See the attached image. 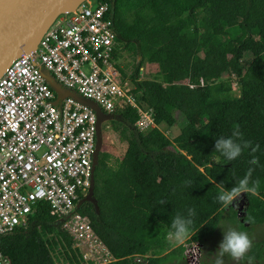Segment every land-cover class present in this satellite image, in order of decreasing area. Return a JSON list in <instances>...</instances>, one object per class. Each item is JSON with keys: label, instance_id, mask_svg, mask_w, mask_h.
Returning <instances> with one entry per match:
<instances>
[{"label": "trees", "instance_id": "obj_1", "mask_svg": "<svg viewBox=\"0 0 264 264\" xmlns=\"http://www.w3.org/2000/svg\"><path fill=\"white\" fill-rule=\"evenodd\" d=\"M94 1L110 5L117 35L113 58L127 52L135 61L136 105L151 108L157 126L172 127L176 111L186 120L172 139L157 127L137 130V111L128 105L109 121L125 150L110 164L101 144L93 173L96 207L87 201L76 207L115 258L107 264L179 263L182 247H170L167 232L175 216H190L189 209L197 222L191 240H208L225 211L240 231L264 227V0ZM197 48L206 55L194 58ZM248 52L244 75L241 59ZM146 63L157 70L141 79ZM233 131L241 133L234 140L248 144L226 161L215 142ZM246 174L250 185L259 181L257 193L241 192L221 209L217 190L230 189ZM49 209L47 202H35L26 227L0 235L9 264H83ZM263 252L264 239L254 241L250 259L241 262L260 264Z\"/></svg>", "mask_w": 264, "mask_h": 264}, {"label": "built area", "instance_id": "obj_2", "mask_svg": "<svg viewBox=\"0 0 264 264\" xmlns=\"http://www.w3.org/2000/svg\"><path fill=\"white\" fill-rule=\"evenodd\" d=\"M109 8L107 2L84 0L58 15L35 49L14 58L0 75V235L26 227L33 204L45 201L81 252L83 264L115 260L90 218L76 211L95 169L96 118L92 108L71 97L54 103L46 75L105 113L118 114L126 105L136 109L139 131L157 127L152 109L138 107L132 87L120 79ZM181 247L175 264H199L207 248L204 239ZM0 264H9L1 251Z\"/></svg>", "mask_w": 264, "mask_h": 264}, {"label": "water", "instance_id": "obj_3", "mask_svg": "<svg viewBox=\"0 0 264 264\" xmlns=\"http://www.w3.org/2000/svg\"><path fill=\"white\" fill-rule=\"evenodd\" d=\"M84 0H0V75L7 65L17 56L32 52L42 34L54 19L75 9ZM46 79L53 88L58 103L64 97H71L80 104L92 108L96 122V140L93 155L94 165L102 144L101 124L104 121L116 119L118 115L105 113L91 99L81 97L76 91L63 87L52 76ZM93 176L87 194L77 202H91L96 207L93 197Z\"/></svg>", "mask_w": 264, "mask_h": 264}, {"label": "clouds", "instance_id": "obj_4", "mask_svg": "<svg viewBox=\"0 0 264 264\" xmlns=\"http://www.w3.org/2000/svg\"><path fill=\"white\" fill-rule=\"evenodd\" d=\"M234 136L239 137L241 133L233 131L231 136L227 138H218L215 142V151L226 161H231L238 157L248 144V142L244 140H234ZM256 162L255 158L251 161L253 164ZM186 183L190 184L191 181L189 180ZM258 185L259 181H254L250 185L248 174H246L230 189L225 190L220 187L217 190L215 199L219 202L220 208L225 209L239 197L241 192L247 193L248 195H255ZM189 213L190 216L187 218L177 215L172 219L167 232V242L170 247L179 248L185 245L187 241H191V238L195 235L197 229V222L193 218L195 213L192 209H189ZM251 247L252 240L246 232L240 231L236 227L227 226L223 234V239L219 243L217 259L214 264H222L219 256L224 254H227L237 262L250 259L247 254Z\"/></svg>", "mask_w": 264, "mask_h": 264}, {"label": "rangeland", "instance_id": "obj_5", "mask_svg": "<svg viewBox=\"0 0 264 264\" xmlns=\"http://www.w3.org/2000/svg\"><path fill=\"white\" fill-rule=\"evenodd\" d=\"M254 40L255 38L251 39L250 41L251 44L254 43ZM129 55L130 54H128L127 52H123V55L119 59V63H117L118 64L117 71L119 73L120 79L123 82H127V84L130 87H132L131 85L132 69H133L135 61ZM193 55H194V58H201L206 55V51L202 48H197ZM251 59H252V56L249 52L245 53L243 55V58L241 59L242 65L244 67V75H247L246 67L250 63ZM142 68L144 69L140 72L141 79L151 78L153 74L155 73V71L157 70V66H154V65L151 67L148 65L145 66L144 64L142 65ZM230 78L233 79V76H231ZM233 87L235 88V81L233 82ZM174 116L176 119V123L172 127H165V125H161L158 127L162 132H165L164 134L168 136V138L170 139L176 136L179 133L180 129L186 124V120L184 116L179 111L174 112ZM101 136H102V146L104 150L108 152V154H110L109 163L112 164L122 156L125 150L126 144L120 141L118 139L117 133L112 132V130L109 128V121L103 122L101 124ZM241 207L242 205L240 202V207L238 208H241ZM226 214H227V211L223 213V216L225 217L224 218L222 217V219L220 220V223L216 229V232L208 240L204 239L206 242L207 248L204 251H202L200 255L199 264H214L215 260L217 259L219 243L223 239L225 228L227 226H232V227L237 228V226L230 225L227 222L228 219H227ZM246 233L249 235L252 242L264 239V227L263 226H255L250 233L249 232H246ZM219 259L222 261V264H243L241 261L237 262L233 260L227 254L219 256ZM260 264H264V252H263V259Z\"/></svg>", "mask_w": 264, "mask_h": 264}, {"label": "crops", "instance_id": "obj_6", "mask_svg": "<svg viewBox=\"0 0 264 264\" xmlns=\"http://www.w3.org/2000/svg\"><path fill=\"white\" fill-rule=\"evenodd\" d=\"M146 64H147L148 66H151V67H152L153 65H154V66H157L156 64H149V63H146ZM146 64H145V66H147ZM144 68H145V67H144ZM144 68L141 67L140 72H141ZM146 68H147V67H146ZM108 121H110V120H108ZM104 122H106V121H104ZM102 123H103V122H102ZM161 125H163V124L158 125L157 128H158L159 126H161ZM165 127H168V126H165ZM159 130H160V129H159ZM160 131H161V130H160ZM161 132H162V131H161ZM162 133L164 134L165 132H162ZM164 135H165V134H164ZM165 136H166V135H165ZM167 137H168V136H167ZM174 137H175V136H174Z\"/></svg>", "mask_w": 264, "mask_h": 264}]
</instances>
